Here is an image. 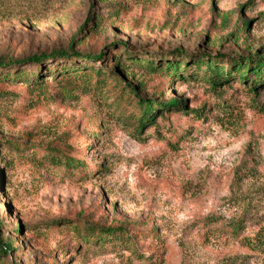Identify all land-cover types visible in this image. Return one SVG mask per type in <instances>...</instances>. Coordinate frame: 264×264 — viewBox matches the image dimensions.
Instances as JSON below:
<instances>
[{"label":"rangeland","instance_id":"rangeland-1","mask_svg":"<svg viewBox=\"0 0 264 264\" xmlns=\"http://www.w3.org/2000/svg\"><path fill=\"white\" fill-rule=\"evenodd\" d=\"M71 49L108 54L94 64L109 83L54 99L14 77L34 64L0 69V231L17 249L0 264H264V85L254 94L237 74L214 90L189 72L200 55L264 53V0H0V59ZM52 63L40 76L54 93ZM118 79L185 107L140 130ZM55 147L71 151L62 165ZM86 221L141 235L78 241Z\"/></svg>","mask_w":264,"mask_h":264},{"label":"trees","instance_id":"trees-1","mask_svg":"<svg viewBox=\"0 0 264 264\" xmlns=\"http://www.w3.org/2000/svg\"><path fill=\"white\" fill-rule=\"evenodd\" d=\"M94 20L103 22V16L95 14ZM248 22L245 23V26ZM77 42V38L74 39ZM74 49V48H72ZM55 50L52 53H44L40 55H31L22 59H0V69H20L30 64H34L36 72L35 74L28 73V70L23 68L18 70L14 77L18 79H26L31 90H40L45 96L51 95V98H64L74 97L77 94L86 93L92 89H102L107 85L108 75L103 70L96 68L94 62H102L103 60H109V55L101 53L99 55L89 56L86 54L76 53L73 50ZM124 51L131 59L133 63L141 62L142 65L150 67L151 71H157L159 73H166V75L181 76L182 64L173 61H166L158 67H154V64L147 63V60L139 57L132 56L134 53L130 49L124 48ZM186 54V53H185ZM209 54L200 55V58L194 60L189 66V72H192L193 67L197 66L207 71V79L212 84L214 90H221L228 86L235 75H239V81L250 92L257 94V91L264 85V53L255 56L248 55H235L232 57H225L223 60L217 58H209ZM55 62V63H52ZM55 64V69L52 73L55 76V92L53 93L48 84L43 83L41 75V69L47 64ZM121 62L118 60V65ZM193 68V69H192ZM230 68V69H228ZM26 72V73H25ZM11 72H4L2 77H8ZM123 78V76H121ZM125 79V78H124ZM120 83H125L120 91V95L117 97L118 102L124 101L125 98L130 100L131 104H135L141 112V115L133 116L134 121L138 125V129L142 130L150 123L154 122L157 116L164 111H173L183 109L184 102L180 100L171 99L170 101L145 99L142 95L141 84H128L126 81L118 79ZM126 80V79H125ZM94 81L96 83L94 84ZM120 83H117L115 90H118ZM3 95L5 92H0ZM57 149V150H55ZM54 153L51 155V161L62 165L63 158L65 160L70 159L71 151L63 147H55ZM75 162L70 160L69 167H74ZM0 224L2 221L0 220ZM1 226V225H0ZM239 226H233V231L238 233ZM79 240L93 238L97 241L118 239L125 243H133L137 240L141 233L134 228L125 227H103L95 223L86 221L82 226L74 228ZM16 245L12 238H7L0 231V253L9 256L12 252L16 251Z\"/></svg>","mask_w":264,"mask_h":264}]
</instances>
